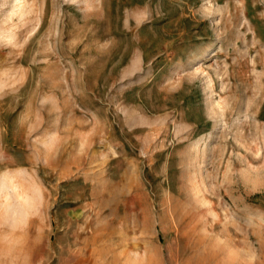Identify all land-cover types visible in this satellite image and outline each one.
<instances>
[{
    "label": "rangeland",
    "instance_id": "obj_1",
    "mask_svg": "<svg viewBox=\"0 0 264 264\" xmlns=\"http://www.w3.org/2000/svg\"><path fill=\"white\" fill-rule=\"evenodd\" d=\"M76 259L264 264V0H0V264Z\"/></svg>",
    "mask_w": 264,
    "mask_h": 264
},
{
    "label": "crops",
    "instance_id": "obj_2",
    "mask_svg": "<svg viewBox=\"0 0 264 264\" xmlns=\"http://www.w3.org/2000/svg\"><path fill=\"white\" fill-rule=\"evenodd\" d=\"M80 259H76L72 264H78V262L81 264V262L83 261V260H80ZM90 261V260H89ZM89 261H87V264H90V262Z\"/></svg>",
    "mask_w": 264,
    "mask_h": 264
}]
</instances>
